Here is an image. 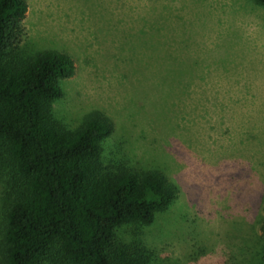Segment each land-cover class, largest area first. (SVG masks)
Returning <instances> with one entry per match:
<instances>
[{"label":"rangeland","instance_id":"obj_1","mask_svg":"<svg viewBox=\"0 0 264 264\" xmlns=\"http://www.w3.org/2000/svg\"><path fill=\"white\" fill-rule=\"evenodd\" d=\"M26 1L20 50L74 62L55 119L71 131L87 116L108 119L102 164L156 170L176 188L149 225L120 227V240L151 264H264V8Z\"/></svg>","mask_w":264,"mask_h":264},{"label":"trees","instance_id":"obj_2","mask_svg":"<svg viewBox=\"0 0 264 264\" xmlns=\"http://www.w3.org/2000/svg\"><path fill=\"white\" fill-rule=\"evenodd\" d=\"M27 10L0 0V264H151L117 230L149 225L176 188L156 170L102 164L108 119L87 116L73 131L55 119L73 58L20 50ZM259 232L264 263V219Z\"/></svg>","mask_w":264,"mask_h":264}]
</instances>
